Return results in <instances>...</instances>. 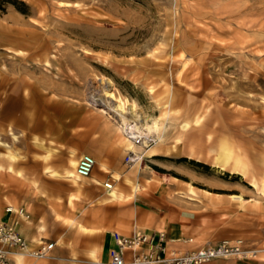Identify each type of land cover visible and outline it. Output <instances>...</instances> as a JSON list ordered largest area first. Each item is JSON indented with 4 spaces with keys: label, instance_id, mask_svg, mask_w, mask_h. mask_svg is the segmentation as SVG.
Instances as JSON below:
<instances>
[{
    "label": "rangeland",
    "instance_id": "obj_1",
    "mask_svg": "<svg viewBox=\"0 0 264 264\" xmlns=\"http://www.w3.org/2000/svg\"><path fill=\"white\" fill-rule=\"evenodd\" d=\"M42 42L45 53H35ZM31 57L38 68L28 65ZM5 76L19 85L6 91L0 85V200L18 229L34 210L53 218L50 235L43 232L52 248L38 259L25 256L23 264H97V217L116 204L135 214V202L166 218H191L184 235L191 240L171 241L180 250L236 238L263 245L264 0H0V82ZM106 88L134 100L148 124L158 123L141 126L156 139L138 145V152L156 146L158 154L125 162L120 116L99 110ZM120 138L126 150H118ZM221 148L248 175L217 166ZM69 152L77 159L91 154L90 177H110L124 195L102 203V184L86 178L77 189L55 172L68 167L62 161ZM106 160L112 169L101 168ZM46 182L69 190L51 195ZM28 184L42 196L35 207L11 197ZM78 222L91 226L85 243L70 239V252L54 255L55 246L65 249L62 232ZM216 260L263 262L264 250L203 264Z\"/></svg>",
    "mask_w": 264,
    "mask_h": 264
},
{
    "label": "built area",
    "instance_id": "obj_2",
    "mask_svg": "<svg viewBox=\"0 0 264 264\" xmlns=\"http://www.w3.org/2000/svg\"><path fill=\"white\" fill-rule=\"evenodd\" d=\"M127 136L138 145H151L155 142L153 134H133L125 132ZM134 154L128 152L125 162L133 161ZM95 158L88 153L82 154L77 161L76 171L82 177L90 176L94 166ZM105 187H111L112 182H104ZM10 207V206H9ZM7 207L19 217H26L23 207ZM111 236L114 245L107 250V264H203L215 258L237 257L248 258L264 250V243L261 247H247L241 238L234 240L221 239L216 242L207 240L193 249L180 250L178 247L169 244L167 235L163 230L143 232L135 230L131 233H123L113 230ZM183 241H190L191 238H179ZM53 242L41 239L34 246H30L29 240L19 231L15 222L0 220V264H14L12 255L23 253L26 256L38 259L48 254Z\"/></svg>",
    "mask_w": 264,
    "mask_h": 264
},
{
    "label": "crops",
    "instance_id": "obj_3",
    "mask_svg": "<svg viewBox=\"0 0 264 264\" xmlns=\"http://www.w3.org/2000/svg\"><path fill=\"white\" fill-rule=\"evenodd\" d=\"M92 121H93V123L95 122L94 118ZM118 142H119L118 143L119 144L118 150L125 149V146L122 142V138H120ZM69 154L71 157L74 156L73 153H70V152L68 153V155H66V157L67 156L68 157L67 158L65 157L63 159L62 163L64 164V162L66 160L68 167H63L62 171L66 168H71V165L69 164V160H70V162H71V160H74L76 162L78 160L77 158H75V156H74L75 159H73V158L69 159ZM82 154H84V153H82ZM95 155L97 156V160H100L102 158L101 155H99L97 153H95ZM216 161H217V159H216ZM216 161H215V164H216ZM105 165H107L109 167V169H112L114 166V162L109 161V160L101 162V168L108 170V169H106ZM216 165L219 166L218 164H216ZM9 166L11 167V163ZM62 171H59V172H62ZM90 176H88L86 178H90L91 181L93 183H96V184L99 183V184L103 185V183L105 181L110 180V177H107L105 180H103L101 182L100 177L102 175L99 174L98 172H97V174H95V177L94 176L90 177ZM119 176H120V174H119ZM133 176H136V175H133ZM128 177L132 180L130 175ZM86 178L82 179L80 182H82ZM116 178L118 179V175L116 176ZM121 179L124 181L123 178H121ZM135 182H137V181H135ZM71 183L75 186V184L72 181H71ZM82 184H83V182H82ZM43 186L45 187L46 191H48L51 195H53L54 192H57V191H65V190L68 191L69 190V186H67L66 184L58 183V182H52V183L46 182ZM83 186H84V184H83ZM75 187L77 189L83 188V187L78 188L77 186H75ZM114 188H116V191L118 194L117 198L105 199L106 197H109L108 192H107V190H109V189H106L104 194L100 195L101 198L99 199V201H101L102 203H106L108 201L118 199L124 195V192L119 190L118 187H116V186L115 187L113 186L111 189H114ZM21 190L25 193L17 195V192H15L14 195L13 194L11 195V197H14L17 200L23 199L26 203H28L29 205L34 206V207L37 206V204L40 200H42V196L37 194V187L33 184H28L25 188H23ZM131 190H132V192H131L132 194H136L139 189H137L136 185H134V187H132ZM231 194H236V193H231ZM5 203L6 202H5V199L3 197V199L0 200V220H2V219L8 220V218H9V214L4 211ZM117 206L118 205L116 204L115 206L110 205L109 207H104V210H105L104 217L103 218L97 217V226L93 227V228L97 229V232H95V233L97 234L98 248H97V253H96V250H94V249H92V253L95 252L93 254V256L96 257L95 262H97V264L101 263L102 262L101 260L107 259V250L114 245V242H113V239L111 236V232L113 230L120 229L122 231H120V230H118V231L123 232V233H131V232L137 230L136 229L137 227L140 229L142 228L141 230H144V231L145 230L152 231V230H156V229H164L166 231L167 238H168V241L170 242L169 243L170 245H173V244H171V241L182 238V237H184V235H188L189 231L191 230L190 225H187V221H190L191 218H166L165 216H161L160 214H157V213H154L153 211L147 210L145 207L138 204V202L137 203L135 202V214L131 213V210L128 211V210H125L121 207L119 208ZM130 206L132 207V203L130 204ZM118 213H119V216H118ZM124 214H126L125 217L123 216ZM38 215L39 214H38L37 210H34L32 213L31 220L29 222L22 223L19 226V231L29 241H31L33 244H35V246L37 244V240H40V239L50 241V242L52 241L50 239H47L46 235H44L43 232L46 231L47 234L50 235L49 225L52 223L53 218H38ZM81 220L85 221V220H87V218H81ZM78 227L81 229L80 231H82V233L79 232V230H78L79 228L78 229L75 228L74 231L70 230V229H66V230H64V232H62L63 239L65 240L63 243H64V245H66V246H64L65 249L61 248L59 246H55L53 249L54 255L62 257V255H64L63 254L64 250H65L64 252H66L68 254L70 252V248H69L70 239L72 242H75V244L77 246L83 245L85 243L86 237L84 235V232H85V230H89L91 226L89 227L84 223L78 222ZM67 242H68V244H67ZM24 258H25V255H22V254L12 255V260H13L14 264H23ZM39 264H44V263L40 262ZM206 264H264V261L258 262V263H253V262H247V261L238 262L235 260H216L214 262H210V263H206Z\"/></svg>",
    "mask_w": 264,
    "mask_h": 264
},
{
    "label": "bare ground",
    "instance_id": "obj_4",
    "mask_svg": "<svg viewBox=\"0 0 264 264\" xmlns=\"http://www.w3.org/2000/svg\"><path fill=\"white\" fill-rule=\"evenodd\" d=\"M46 49H47L46 42L39 43L37 44V46L33 47V51L35 53L37 52L45 53ZM19 58L23 61L28 60L24 56H19ZM32 60H37V59L36 57H31V59H29L31 63H29L28 65L29 66L34 65L36 68H38L39 62L34 63L32 62ZM0 85L4 90L5 89L7 90L9 88L11 90H16L18 88L19 82L17 80L10 81L7 78V76H5V78L1 80ZM102 96L101 97L103 98V106L100 107L99 110L112 118L115 115L120 116V119L118 118L116 120H118L117 122L120 128V131H122V134L125 135L124 137L125 146L129 149L130 153L134 154L133 161H131L130 164H133L135 162L137 163L144 155L148 157H152L158 154V149L156 146H152L151 148L147 150H141V152H138V148H139L138 144L134 143V141L125 134V132H132L133 134L144 135L146 133L142 130V127H141L142 125L145 124L146 126L151 127L152 129L153 128L155 129L158 127V123L156 121H153L151 124H148L146 122L145 116L138 111L139 109L137 108V104L134 100H130L125 96L117 95L115 92L112 91L111 88L104 89ZM225 150H226L225 148H221L220 154L217 157L216 164H218L221 168H225V167L229 168L231 172L238 173L241 175H248V171L246 167L240 162V160L234 159L232 163H229V157L227 156ZM70 165H71V168H66L62 172H59V171H55V172L60 173L63 177H66L67 179L71 180L75 184V186H77L78 188H81L83 184L80 181L88 176L82 177L78 175L76 171V165H77L76 161L72 160L70 162ZM255 181L256 180L254 179L250 180V184H252L254 187L257 186V182ZM103 186L105 187L104 183H103ZM112 187H113V182H112L111 187H105L106 189H109L107 190L109 197H106L105 199L118 197L116 188L111 189ZM231 197L240 199L241 195L231 194ZM9 208L13 209L12 206H10ZM15 254L24 255L23 253H15Z\"/></svg>",
    "mask_w": 264,
    "mask_h": 264
}]
</instances>
